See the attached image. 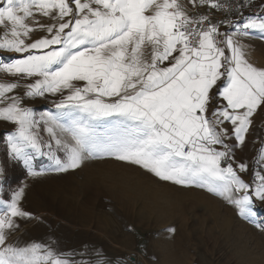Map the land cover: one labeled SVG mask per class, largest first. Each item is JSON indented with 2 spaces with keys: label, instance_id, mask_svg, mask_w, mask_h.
<instances>
[{
  "label": "snow or ice",
  "instance_id": "obj_1",
  "mask_svg": "<svg viewBox=\"0 0 264 264\" xmlns=\"http://www.w3.org/2000/svg\"><path fill=\"white\" fill-rule=\"evenodd\" d=\"M0 29V73L11 77L0 80V121L12 126L0 137V264H136L21 239L22 222L45 221L24 207L27 181L6 179L11 164L32 179L137 167L219 197L264 233V139L250 136L264 65L244 42H264V0H0ZM49 95L46 111L26 103ZM248 144L251 162L237 156ZM175 233L156 234L153 264Z\"/></svg>",
  "mask_w": 264,
  "mask_h": 264
},
{
  "label": "rangeland",
  "instance_id": "obj_2",
  "mask_svg": "<svg viewBox=\"0 0 264 264\" xmlns=\"http://www.w3.org/2000/svg\"><path fill=\"white\" fill-rule=\"evenodd\" d=\"M244 42L251 49L249 59L264 65V42ZM10 79L0 73V80ZM55 99L49 95L26 103L46 111ZM260 115L262 125L251 134L264 139V112L258 111ZM11 127L0 121V137ZM135 168L89 164L85 172L31 179L22 165L7 166L6 179L13 187L29 184L26 210L45 221L22 222L19 237L51 238L62 250L78 253L89 245L111 257L134 256L136 264H153L149 257L157 248L156 234L175 227L174 237L159 245L163 253L157 264H175L180 256L183 264H264V233L239 218L222 199L199 189L173 187ZM258 204L264 207V202Z\"/></svg>",
  "mask_w": 264,
  "mask_h": 264
},
{
  "label": "crops",
  "instance_id": "obj_3",
  "mask_svg": "<svg viewBox=\"0 0 264 264\" xmlns=\"http://www.w3.org/2000/svg\"><path fill=\"white\" fill-rule=\"evenodd\" d=\"M263 119V117L260 115V116H255L254 117V126H253V129L251 130V132H255L257 129H258V125L261 123V120ZM262 125V124H260ZM250 132V136L253 140H257L258 137H256L255 135H252ZM261 139V138H259ZM259 147V144L257 142L256 144V148ZM256 148H254V146L252 144H248V146L246 148H244L242 151H237V156H240V157H244L246 160H248L249 162H251V159L255 156V151H256ZM247 177V176H246ZM67 249H64V251H66ZM143 254V253H142ZM167 257H170V256H167ZM182 256L180 257H175V264H183L182 263ZM146 261H148L147 258H145ZM148 264V262H147Z\"/></svg>",
  "mask_w": 264,
  "mask_h": 264
},
{
  "label": "built area",
  "instance_id": "obj_4",
  "mask_svg": "<svg viewBox=\"0 0 264 264\" xmlns=\"http://www.w3.org/2000/svg\"><path fill=\"white\" fill-rule=\"evenodd\" d=\"M204 10L205 9H202V8H196V9H192L191 12H193L194 14L195 12L204 11ZM216 15L219 16L220 18H223V14L220 12H217ZM140 264H144V263H140Z\"/></svg>",
  "mask_w": 264,
  "mask_h": 264
},
{
  "label": "trees",
  "instance_id": "obj_5",
  "mask_svg": "<svg viewBox=\"0 0 264 264\" xmlns=\"http://www.w3.org/2000/svg\"><path fill=\"white\" fill-rule=\"evenodd\" d=\"M22 170V172H23V169H21ZM20 179V177H17V178H13V180H12V182H16V181H18Z\"/></svg>",
  "mask_w": 264,
  "mask_h": 264
},
{
  "label": "bare ground",
  "instance_id": "obj_6",
  "mask_svg": "<svg viewBox=\"0 0 264 264\" xmlns=\"http://www.w3.org/2000/svg\"><path fill=\"white\" fill-rule=\"evenodd\" d=\"M135 169L137 170V167H136ZM135 169H134V170H135ZM141 170H142V169L139 170V174H141V172H140ZM83 171H84V169H83ZM84 172H85V171H84ZM135 172H136V171H135ZM137 172H138V171H137ZM48 177H49V176H48ZM31 179H32V178H31ZM33 181H34V180H33ZM69 190H70V189H69ZM71 190H72V189H71Z\"/></svg>",
  "mask_w": 264,
  "mask_h": 264
}]
</instances>
